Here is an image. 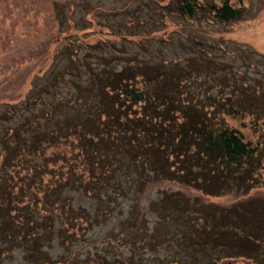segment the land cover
<instances>
[{"label":"trees","instance_id":"1","mask_svg":"<svg viewBox=\"0 0 264 264\" xmlns=\"http://www.w3.org/2000/svg\"><path fill=\"white\" fill-rule=\"evenodd\" d=\"M243 1L169 0L161 8V19L175 26L178 17L189 23L205 20L209 26L235 24L244 17ZM56 5L55 26L48 28V24L36 30L49 34L41 49L30 45L28 53H19L17 58L14 55L6 65L0 62V78L15 66L32 63L17 81L4 86V95L0 96L3 242L30 246L34 264H58L50 258L40 260L46 256L39 239L58 230L53 226L60 215L70 219L64 227L69 229V237L77 234L78 228L85 229L86 224L81 226L85 220H91L87 209L71 205L66 189L108 199L115 191L126 192L127 196L132 192L139 201L152 184L174 180L199 192L190 195L181 188L160 187L150 204L161 218L179 217L183 224L190 220L193 226L201 211L196 205L200 191L210 195L233 190L245 193L252 186L255 179L251 173L261 166L264 147L259 140L252 143L241 127L230 125L224 116L264 115L263 86L252 83L246 90L234 86L225 89L221 80L225 77L220 73L217 91L211 94L206 89L205 100L195 89L201 81L196 76V83L186 75L193 69L199 71V67L213 73L217 70L215 66L210 68L216 62L209 56L210 48L198 39L192 47L205 57H192L188 70L179 62L166 60H126L116 66L110 63L111 54L99 53L72 32V28L90 25L87 11L76 17L73 9L62 7L63 2ZM9 6V10L0 12V61L10 46L27 42L35 33L32 24L20 18L31 22L36 18L28 7L15 13L19 7ZM171 12L177 19L170 16ZM81 44L86 46L79 55ZM95 53L103 60L100 67L82 58ZM216 64L226 72L224 63ZM79 68L84 69V78ZM255 119L252 117L254 123ZM37 204L40 209L34 214L31 210ZM133 206L140 205L134 202ZM107 209L110 212V207ZM159 220L162 223L155 221L153 232L164 231L158 230L164 223ZM170 228L168 223L165 230ZM187 231L182 230L184 237ZM154 236H150V242ZM58 261L70 264L67 258ZM84 264L107 263L97 258Z\"/></svg>","mask_w":264,"mask_h":264},{"label":"rangeland","instance_id":"2","mask_svg":"<svg viewBox=\"0 0 264 264\" xmlns=\"http://www.w3.org/2000/svg\"><path fill=\"white\" fill-rule=\"evenodd\" d=\"M57 1L63 2L65 10L73 9L72 13L76 17L87 11L90 25L77 30L72 28V32L77 33V39L82 43L94 45L99 53L111 54L110 63L116 66L126 60L139 63L166 60L169 63L179 62L180 66L188 70L192 57H205L192 47L198 39L210 48L209 56L216 61L210 68L215 66L217 70L213 73L199 67V71L193 69L186 75L194 81L197 76L201 81L195 89L204 95L205 100L208 99L205 96L206 89L211 94L217 91V74L220 73L225 77L221 79L225 81V89L234 86L246 90L252 83L264 87V0H244L242 19L235 24L219 23L213 26L206 25L205 20L201 23L199 20L190 23L183 21L172 12L171 17H178L177 26L161 19V8L169 0H0V12L6 8L9 10L10 4L19 7L14 10L15 13L27 6L29 13L36 18L32 22L23 16L20 18L32 24V31L36 33L45 25L49 24L48 28L55 26L53 13ZM170 8L173 9L174 5L171 4ZM35 33L27 42L19 41L10 46L0 62L6 65L14 55L17 58L19 53H28L30 45H34L36 50L41 49L49 34L45 30L39 31L40 34ZM78 46H82L77 49L82 55V48L86 45ZM99 53L83 55L82 58L100 67L103 60ZM217 62L225 64L226 72L217 66ZM31 66L32 63L26 61L20 67L15 66L5 72L0 78V96L4 95L5 85L17 81ZM83 68H79V72L84 78ZM63 91H67L66 87ZM260 114L254 116L245 113L237 117L226 114L224 119L230 125L241 127L244 136L252 143L259 140L261 147H264V115ZM252 117L256 118L255 123ZM260 165L259 169L251 173L255 180L245 193L233 190L210 195L200 191L196 205L201 211L194 218V228L190 220L183 224L179 217L161 218L150 204V198L160 193L157 191L160 187L168 190L181 188L190 195L199 192L185 188L174 180L152 184V189L143 192L139 201L132 192L127 196L126 192L115 191L108 199L66 189L71 205L74 208L83 206L88 210L91 220H85L81 225L86 224L85 229L78 228L77 234L73 233L69 237V229L65 230L64 227L70 219L63 215L55 218L53 228L58 227V230L52 234L46 233L39 239L40 250L46 256L40 260L50 258L58 264V260L65 258L69 259L70 264H84L97 258L107 264H264V153ZM134 202L141 209L140 206L132 208ZM106 207H110V212L105 210ZM39 209L40 205L37 204L31 211L38 214ZM159 219L164 223L158 230L164 231L153 232L155 221L156 224L162 223ZM168 223L171 228L165 230ZM182 230H188L185 237ZM151 235L156 236L150 242ZM0 246V264H34L36 261L29 254L30 246L19 242H3L1 238Z\"/></svg>","mask_w":264,"mask_h":264}]
</instances>
